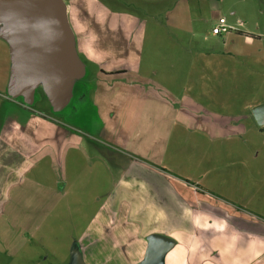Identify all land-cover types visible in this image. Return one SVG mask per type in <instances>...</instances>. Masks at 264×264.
I'll use <instances>...</instances> for the list:
<instances>
[{"label": "crops", "instance_id": "obj_1", "mask_svg": "<svg viewBox=\"0 0 264 264\" xmlns=\"http://www.w3.org/2000/svg\"><path fill=\"white\" fill-rule=\"evenodd\" d=\"M62 1L76 54L84 64L81 79L88 72L86 63L94 62L99 74L120 76L123 83L128 80L123 84L126 89L115 88L112 92L116 109L124 105L132 110V105L125 104L129 97L138 98L137 92L130 93L131 90L153 94L152 106L137 107L135 104L132 120L128 123L138 126L146 135L147 128L153 122L157 124L155 138L163 142H160L162 153L174 156L173 161L158 164L143 157L134 145H127V139L119 144L114 139L106 141L98 135L80 136L71 132L59 137L65 129L64 124L49 119L27 122L28 127L38 133H32L27 143L38 146V153L51 156L54 143L64 146L57 152L63 174L69 168L74 171L77 160L87 153L91 156L85 159L93 160V168L100 166L92 168L87 188H74L87 193L83 199L75 198L79 206L90 204L91 207L83 228L76 234L78 264H141L148 236L152 233L171 239L162 255V264H264V166L259 165V151L253 145L259 137L264 141V123L257 124L250 114V108L264 100L249 104L248 117L243 113L237 116V113L226 114L218 108L203 107L190 95L179 92L181 87L188 88L192 73L187 77L186 86L184 81L175 90L169 83L172 74H157L155 70L145 74L139 71L137 63H131L136 61L138 54L136 58L130 48V34L134 30L142 33L147 22L137 16L142 8L132 12L127 7L101 0ZM85 13L92 17L88 24L79 19V15ZM166 23L177 27L173 22ZM235 24L242 25L239 20ZM251 34L243 38L252 42ZM111 37L118 39L108 45L117 44L104 45ZM93 47L95 49L91 50ZM9 64L8 44L0 37V76L3 80L0 97L16 108L28 109L5 93ZM130 74L135 75L134 79L129 80ZM201 75L203 73L198 78L205 79ZM212 78L206 73L207 80ZM165 79L169 81L164 82ZM140 83L147 86L139 88ZM135 85H139V89ZM87 91L85 88L82 93L86 99ZM180 94L182 102L176 104L175 97ZM212 112L216 115L214 118ZM245 117L248 120L244 123L251 126L249 129L253 125L255 128L252 135L242 139ZM67 128L73 129L72 126ZM75 130L80 132L79 128ZM8 131L1 135L11 143L14 137ZM4 138L0 137L1 190L7 182V174L14 173L20 159L17 149L8 145ZM209 141L218 143L210 151ZM241 142L250 147L248 152L235 151ZM87 143L94 149L87 148ZM81 148L85 154L78 151ZM38 153L34 148L33 156ZM60 182L57 186L62 191L64 184ZM58 190L55 184L50 188L51 193H58Z\"/></svg>", "mask_w": 264, "mask_h": 264}, {"label": "rangeland", "instance_id": "obj_2", "mask_svg": "<svg viewBox=\"0 0 264 264\" xmlns=\"http://www.w3.org/2000/svg\"><path fill=\"white\" fill-rule=\"evenodd\" d=\"M101 1L127 7L132 12L142 8L137 16L147 20L146 26L142 33L134 30L130 34V48L136 58L138 54L137 62L131 63H137L140 72L148 74L155 70L157 74H172L174 80L171 79L169 83L175 90L184 81L186 86L187 77L192 73L197 79L189 77L188 88L181 87L179 92L190 95L194 102L203 107L213 110L218 108L217 110L225 111L226 114L237 113L238 116L243 113L248 117L249 104L264 100V0ZM219 16L224 18L229 29L222 35L212 34L210 29ZM79 19H83L86 24L92 21V17L86 13L79 15ZM238 20L242 23L241 26L235 24ZM166 22H173L177 27L167 25ZM236 28L250 31L253 41L247 42ZM102 33L105 35V32ZM117 39L111 37L104 45ZM116 44L113 42L108 46ZM192 60H195L193 64ZM86 68L88 72L78 80V87L81 86L82 91V87L86 85L88 99L79 93L80 99L68 103L58 112L51 109L41 88L35 91L32 104L25 105L28 109L16 108L0 97V137L3 139L1 134L9 129V135L14 139L11 143L8 139L4 140L11 147L13 145L20 156L14 173L7 174V182L3 190L0 189V264L76 263V234L83 228L91 209L90 204L79 206L78 200H75L85 198L86 190H74L76 187L87 188L86 185L92 179L93 160L85 159L91 154L87 153L81 160H77L75 172L69 168L63 174L57 152L64 146L54 143L51 146L54 148L50 150L51 156L38 153V146L27 143L29 136L34 133L28 127L29 120L49 119L64 124L62 126L65 129L59 137H66L71 133L80 136L98 135L105 137L106 141L114 139L119 144H122L119 141L127 139V145H134L143 157L158 164L174 160L169 152L161 151L160 145L163 142L161 139V143L157 142L155 138L157 124L153 122L147 128L146 135L138 126L128 123V120H132L135 104H138L137 107L152 106L153 94L131 90L130 93L137 92L138 96L129 97L125 103L132 105V110L124 105L116 109L113 105V90L126 89L123 84L128 80L123 83L124 79L119 78L120 76L113 78L99 74L94 62L86 63ZM201 73L205 79L198 78ZM206 73L214 78L207 80ZM134 77L135 75L130 74L129 80ZM2 83L0 76V91L3 89ZM145 86L147 85L140 83V87L135 85V88ZM181 97V94L175 97L176 104L182 102ZM16 100L20 101V98ZM29 109L32 111H28ZM211 115L212 118L216 116L213 112ZM247 117L243 119V123L248 120ZM68 126H72L74 130L67 128ZM242 126V139L253 134L255 125L251 129L246 123ZM247 127L248 131L245 132ZM77 128L80 132L75 130ZM257 139L253 145L259 151V165L264 166V141H261L262 137ZM19 141L22 143H18ZM217 144L209 141V151ZM85 146L94 149L91 143ZM34 148L37 156H33ZM249 150L250 147L244 142L235 149L237 153ZM78 151L85 154L83 148ZM98 167L100 166H95L93 170ZM60 180V184H64L62 191L57 186ZM80 183L85 185H79ZM54 184L58 193L50 191Z\"/></svg>", "mask_w": 264, "mask_h": 264}, {"label": "water", "instance_id": "obj_3", "mask_svg": "<svg viewBox=\"0 0 264 264\" xmlns=\"http://www.w3.org/2000/svg\"><path fill=\"white\" fill-rule=\"evenodd\" d=\"M0 37L8 44L9 73L5 93L30 105L41 88L58 112L72 98V88L84 74L62 0H0ZM257 124L264 123V103L251 107ZM171 239L148 236L141 264H162ZM73 262V264H78Z\"/></svg>", "mask_w": 264, "mask_h": 264}, {"label": "built area", "instance_id": "obj_4", "mask_svg": "<svg viewBox=\"0 0 264 264\" xmlns=\"http://www.w3.org/2000/svg\"><path fill=\"white\" fill-rule=\"evenodd\" d=\"M229 26L226 24L223 17H218L217 22L211 27L210 31L212 34H222L227 32Z\"/></svg>", "mask_w": 264, "mask_h": 264}, {"label": "flooded vegetation", "instance_id": "obj_5", "mask_svg": "<svg viewBox=\"0 0 264 264\" xmlns=\"http://www.w3.org/2000/svg\"><path fill=\"white\" fill-rule=\"evenodd\" d=\"M77 82L80 83L79 81H77ZM78 83L75 82L74 85H73V88H72V98H71V101L69 103H71L74 100H78L79 93H80V90H81V87H78L79 86ZM85 87H86V85H85ZM250 114H251V111H250Z\"/></svg>", "mask_w": 264, "mask_h": 264}, {"label": "trees", "instance_id": "obj_6", "mask_svg": "<svg viewBox=\"0 0 264 264\" xmlns=\"http://www.w3.org/2000/svg\"><path fill=\"white\" fill-rule=\"evenodd\" d=\"M241 35H243V36H248L249 34H247V33H242V32H241ZM76 83H78V82H76ZM80 87H81V86H80ZM38 89H39V88H38ZM84 90H85V87H82V91L80 90V93H83Z\"/></svg>", "mask_w": 264, "mask_h": 264}]
</instances>
